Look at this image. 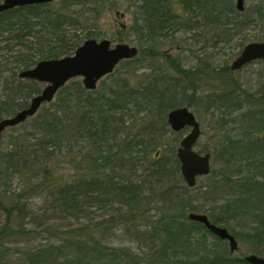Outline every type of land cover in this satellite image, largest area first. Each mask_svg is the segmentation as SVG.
Listing matches in <instances>:
<instances>
[{
	"label": "trees",
	"instance_id": "trees-1",
	"mask_svg": "<svg viewBox=\"0 0 264 264\" xmlns=\"http://www.w3.org/2000/svg\"><path fill=\"white\" fill-rule=\"evenodd\" d=\"M62 1L0 14L1 40L6 33L10 35L6 40H16L21 45L33 39L31 43L40 47V61L67 56L79 44L69 43L67 27L78 28L88 19L75 10L82 0ZM87 1L99 5L105 0ZM123 1L137 9L133 24L122 28L139 36L141 54L120 64L123 67L112 75L116 88L106 87L103 82L105 88L101 91H88L74 79L59 91L51 108L34 119L35 133L18 131L7 147L0 144V215L5 219L0 221V241L11 236L8 224H18L32 215L34 199L50 196L53 201L45 209L53 214L58 228H53L49 244L28 251L21 264H247L202 224L187 218L200 209L189 195L191 188L181 181L176 151L170 148L167 136L170 130L165 114L154 109L156 102L167 110L196 105L209 111L218 106L221 113L219 127L215 128L218 140L213 160H220L222 166L216 171L211 169L209 176L216 180L202 192L204 196H216L214 203L218 206H213L206 216L239 240L242 233H236L230 223L237 218L248 221L246 236L254 246L250 252L262 255L264 83L249 93L237 82L225 85L221 93L201 91L200 79L193 72L199 71L200 76L213 72L220 77L233 73L230 65L217 66L215 59L221 54L218 51L225 50L224 42L242 35L253 24L264 29V0L250 12L241 13L230 0ZM59 3L61 6L55 9ZM200 25L203 34L199 36H209L216 50L208 56H196L193 72L182 67L178 59L158 53L159 37L167 39L171 47L177 31ZM92 38L90 33L86 40ZM256 41H264V36H258ZM144 43L148 44L146 48L141 46ZM244 43L241 40L236 49L243 48ZM6 48L12 49L9 44ZM222 55L225 63L233 57L232 52ZM14 60V66L21 71L38 63L25 53ZM142 61L155 64L139 76ZM4 67L0 72H12L6 82L7 91L14 95L11 106L26 108L27 104H15L18 94L25 93L24 87L12 89L20 80H16L8 64ZM39 91L33 86L31 93H25L26 100ZM6 105L0 101V121ZM233 111L237 112V120L232 119ZM231 123L239 125L237 136L225 129ZM16 182L22 190L13 195L10 191ZM162 200L166 206L158 208ZM115 204L119 206L113 214L105 210L107 219H92L95 213L91 209L102 211L117 207L112 206ZM29 225L23 221L15 234L26 237L25 233L30 232L22 228ZM116 232L125 237L119 246L107 242L109 237L115 240Z\"/></svg>",
	"mask_w": 264,
	"mask_h": 264
},
{
	"label": "rangeland",
	"instance_id": "rangeland-1",
	"mask_svg": "<svg viewBox=\"0 0 264 264\" xmlns=\"http://www.w3.org/2000/svg\"><path fill=\"white\" fill-rule=\"evenodd\" d=\"M3 0H0V3H2ZM68 0H64V2L67 3ZM234 9H235V4L236 0H230ZM263 0H244L243 6H244V11L245 12H250L252 7L258 3H261ZM63 2V1H62ZM63 2V3H64ZM87 0H82L77 2V6L75 7V10L79 11L83 16H85L88 19V23L82 22L78 28L74 27H67V34H68V39L70 40V44H78V47L81 46L87 38V35L92 33L93 38L101 41L104 39L111 40L113 45L119 44V43H127L132 46H137L141 44V40L137 34L134 32L128 30H124L122 26H128L130 27L133 24L134 21V12L137 11L135 7L129 8V5L127 2L123 0H105L99 5H90V3H87ZM61 6V4H56L55 9H58ZM236 10V9H235ZM117 13L122 16H117ZM80 14V15H81ZM4 34V33H3ZM199 34H203V30L201 29V25L198 27H195L190 30H179L176 32L175 37V44H172V46H168L166 43L165 38H160L159 37V43H158V53H163L166 55L169 59H178L179 62L181 63V66L184 67L186 70H190V72H193L192 70L195 67L196 60L195 57L198 56H208L210 53H213L216 49L212 48L213 40L210 42L208 41L209 36H204V38H201ZM264 36V29L263 27L259 26L258 24H253L249 28L245 30V32L240 35L234 37L230 42H224L225 45L223 47H226V49H218L219 53L218 56L215 59L217 66H223L227 64L228 66L231 64L235 58L239 55V53L242 51L241 49L243 48H237V43H239L242 40V43H244V46L247 45L248 43L252 42H258L256 39L258 36ZM6 36L8 34L6 33L4 35V40H1L0 37V68L1 66H5V64H8L9 68L11 67L13 69V73L15 72V76L17 77L16 80H20L17 82L13 87H16L17 85H21V87H24L25 93L28 91L31 93V88L35 86L37 89L39 87L40 91L39 93L42 92V90L45 88V84L36 82L38 86L31 84V81L29 80H22L20 79L19 73L21 72L20 69H17V65H15V60L14 57L18 56L19 54L25 53L26 55H32L36 59L37 62H39L41 59V55L37 51L38 46L34 45V43H31L33 39H27V41L24 43V45H21L18 43L16 40L9 41L6 40ZM10 36V35H9ZM8 36V37H9ZM161 36V35H160ZM173 37V36H172ZM92 38V39H93ZM204 40H207V42H203ZM145 42V41H144ZM148 42V41H147ZM264 42V41H262ZM143 43V42H142ZM223 43V42H222ZM220 44L219 46L222 47L223 44ZM7 44L11 46L12 49L8 50L6 48ZM29 46L30 50L27 49ZM143 47H147L148 44L144 43V45H141ZM181 49H180V47ZM243 46V47H244ZM40 48V47H39ZM38 48V49H39ZM76 50V49H75ZM75 50L71 51L67 56H71L75 53ZM229 52L233 53V57L225 63V58H223L222 53L228 54ZM66 57V56H65ZM63 58V57H61ZM59 59V58H58ZM39 60V61H38ZM125 62V61H123ZM121 62V63H123ZM155 62L151 61H142V64L138 66L137 74L140 76L142 74H145L148 72V68L151 66L153 67ZM36 65H33L35 67ZM123 67V66H122ZM120 65L116 68V70L103 78L99 84L97 91H101L103 87V82L106 83V87L113 86L116 88V78L112 76L117 69L122 68ZM31 69V68H30ZM4 71L5 67H4ZM3 70L0 72V101L3 104H8L5 107L2 115V119L5 118H10L15 116L19 111L22 110V108H18V106H11L12 99H14L13 92L7 91L6 88V82L10 80L11 78L9 77L12 72H4ZM199 71H194V75L197 74L199 77V88H202V90L205 89H211L216 93H221V91L225 90V85H228L230 83H235L237 82L240 83L243 87V90L245 92H254L259 89V85L264 83V61L263 62H256L254 64H250L246 68H243L239 71L233 72L230 76L226 77H220L218 75H215L213 72L212 73H202L203 76H200L198 74ZM78 80L82 83V79L78 78ZM25 93H19L18 94V99L15 104L19 105L20 104H27V107L30 105L31 100L34 96L26 100ZM108 93L109 90H108ZM17 98V96L15 97ZM56 100V98H55ZM54 100V101H55ZM53 101V102H54ZM50 104H44L39 112L37 113L36 116H34L31 119H28L25 123L14 127V128H8L1 136H0V144L4 147H7L9 142L11 143L12 136L15 134V132L22 131L24 133H35L33 132V122L34 119L40 116V114H43L47 112L50 108ZM26 107V108H27ZM25 109V108H24ZM166 107H161L158 105V102H156V107L155 111L165 114V123L167 124L166 121V116L167 113L170 111V109H166ZM176 109V108H175ZM172 110V109H171ZM189 110L195 115L196 120L198 121L200 125V137L195 145L194 150L201 152V154L209 153L211 155L210 158V166L212 170H218L222 166V162L220 163V160H213V156L216 154V150L214 148L216 147V143L218 140V135L216 133V127H219L217 121L219 120V116L221 111L219 110L218 106L215 105L214 108H211L209 111L205 110L203 107H197L194 105V108H189ZM234 112V111H233ZM237 112L233 113L232 119L234 118L237 120V117H235ZM131 120V119H129ZM32 129V131L30 130ZM167 129L170 130V127L167 126ZM226 130H231V134L233 136H237L240 134L239 130V125L236 124H229L225 128ZM189 133V129H184L183 131L180 132H172L170 130V133L167 134L168 138L171 140V145L170 148H174L175 151L179 146L180 141L183 139L185 135ZM222 135V134H221ZM166 138V135H164ZM162 138V137H161ZM86 140V139H85ZM31 145L33 144L32 141H28ZM82 146H87L85 143H80ZM169 148H167L166 152L168 153ZM164 153V152H163ZM243 168L242 170H244ZM216 178H214L212 175H208L205 177H199L196 180V185L195 187L191 188L189 191L190 197L194 200L195 206H198L200 209V212H195V214H205L206 212H210V210L213 208V206H218L217 203H214V198L216 196H204L202 192L204 190L208 189V186L211 185ZM183 181V180H181ZM184 182V181H183ZM185 184V183H184ZM18 182H16L13 185V189L10 191L11 194L17 195L18 193L21 192L22 189L18 188ZM186 186V185H185ZM17 187V188H16ZM187 187V186H186ZM16 188V189H14ZM193 189V190H192ZM181 192V190H180ZM223 197V195H221ZM38 198V197H37ZM35 200V201H34ZM33 202L36 203V206H32V215H30L27 219L20 220L17 224L16 221L11 222L10 225L8 224L9 228V233L11 236L7 237L6 240L0 241V264H21L23 263L21 260L23 257L26 255V253L32 252L37 250L38 248L42 247L43 245H47L50 242V238L53 235V228L57 229L58 226L55 223V220L53 221V214L50 215L47 211L48 204L53 201V198L50 196H47L45 199H34ZM164 200L158 205V208H161V206H166ZM47 203V206L45 204ZM112 206H117V207H109L106 209H103L102 211H99L98 209H91L94 211V217L92 218L96 222H102L103 218L104 220L107 219V214L105 210H111L110 214H113L114 211L118 208L119 205L115 204ZM232 208V206H231ZM230 208V210H231ZM2 210V209H1ZM153 216L156 214V212L151 213ZM187 215V214H186ZM3 214L0 215V221L4 222L5 219L2 220ZM109 219V218H108ZM30 223L29 226H24L22 228L23 231L27 232L29 231L30 233L27 234L25 233L26 237H19L18 235L15 234L18 226L20 223ZM210 221V220H209ZM6 222L4 223V225ZM39 224H44L42 227L37 229V225ZM58 224H61L60 222ZM54 225V226H53ZM230 225L235 227L236 233L241 232L242 235L239 238L235 236L236 242H237V247L238 249L233 253V255L238 256V257H245L246 255L249 254H254L255 253L250 252L254 246L252 245V241L250 238L246 236L247 230L249 228V222L246 221L245 219L242 218H237L233 220ZM223 227V226H219ZM14 228H16L14 230ZM37 231H38V237H37ZM233 235V234H232ZM114 239L109 237L107 239L108 243H114L115 246H119L122 244V240L125 239V237L121 236L119 232H116L113 234ZM234 236V235H233ZM122 241V242H121ZM126 242V240H124ZM226 244V247H228V243L224 241ZM262 251V255H257L259 257L264 258V247L260 249Z\"/></svg>",
	"mask_w": 264,
	"mask_h": 264
},
{
	"label": "water",
	"instance_id": "water-1",
	"mask_svg": "<svg viewBox=\"0 0 264 264\" xmlns=\"http://www.w3.org/2000/svg\"><path fill=\"white\" fill-rule=\"evenodd\" d=\"M56 0H4L0 3V14L16 8L54 3ZM244 0H236L235 8L243 12ZM119 14L117 13V16ZM138 49L127 43L113 45L111 40L88 39L79 46L75 53L59 59L42 60L35 67L19 73L22 80H32L45 84L42 92L34 96L30 105L15 116L0 121V136L8 129L25 123L37 115L44 104L52 103L59 91L70 81L81 78L88 91H95L99 82L112 74L123 61L135 59ZM264 60V42H252L245 45L237 58L229 66L232 72L239 71L256 61ZM166 121L172 132L189 129V133L180 141L176 149V158L180 165V175L188 188L196 185L199 177L211 172L209 153L200 154L194 150L200 137V125L195 115L187 107L172 109L167 113ZM190 221L200 223L216 238L228 243L229 252L234 253L238 247L234 236L224 227L212 224L203 214L189 213ZM247 264H264V258L254 254L246 255Z\"/></svg>",
	"mask_w": 264,
	"mask_h": 264
},
{
	"label": "flooded vegetation",
	"instance_id": "flooded-vegetation-1",
	"mask_svg": "<svg viewBox=\"0 0 264 264\" xmlns=\"http://www.w3.org/2000/svg\"><path fill=\"white\" fill-rule=\"evenodd\" d=\"M3 1H4V0H3ZM3 1H2V2H3ZM57 1H58V0H56L55 2H57ZM55 2H54V3H55ZM50 4H53V3H50ZM44 5H47V4H44ZM26 7H28V6H26ZM22 8H24V7H22ZM16 9H18V8H16ZM7 12H8V11H7ZM119 16H120V14L118 15V17H119ZM136 47H137V46H136ZM137 49H138V56H137L136 58H139V57H140V54H141V50L139 49V47H137ZM136 58H135V59H136ZM263 61H264V60H263ZM263 61H262V62H263ZM256 62H259V61H256ZM256 62H253V63H250V64H254V63H256ZM250 64H249V65H250ZM249 65H247V66H249ZM247 66H246V67H247ZM246 67H244V68H246ZM197 152L201 154V152H199V151H197Z\"/></svg>",
	"mask_w": 264,
	"mask_h": 264
}]
</instances>
